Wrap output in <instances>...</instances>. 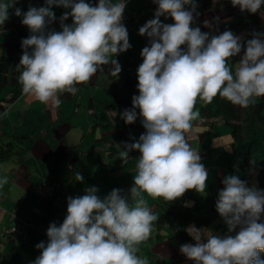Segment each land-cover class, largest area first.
Instances as JSON below:
<instances>
[{
    "label": "clouds",
    "instance_id": "1",
    "mask_svg": "<svg viewBox=\"0 0 264 264\" xmlns=\"http://www.w3.org/2000/svg\"><path fill=\"white\" fill-rule=\"evenodd\" d=\"M19 0H0V27L14 15L31 35L21 42L18 82L25 94L41 103L59 105L62 93L75 95L77 85L88 83L102 66L111 65L112 75L121 66L115 58L131 48L122 23L126 0H45L42 7H16ZM158 5L154 18L139 28L148 46L141 50L137 69L139 95L132 108L120 115L125 124L137 119L146 130L133 143H125L120 159L138 151L133 184L124 192L113 189L101 198L95 186L82 196L67 198V215L47 229L48 242L35 247L40 255L32 264H149L137 255L141 242L153 230L157 215L144 198L174 202L186 191L202 193L208 172L200 154L186 140L197 99L211 103L217 96L248 108L264 97V33L253 32L245 40L231 31L218 35L193 28L194 0H152ZM241 12L256 14L264 0H231ZM53 6L70 9L59 18L60 31L49 30L56 20ZM189 6V7H186ZM71 17L72 23L66 24ZM170 17L174 23H163ZM205 26L209 27L205 21ZM184 46V47H182ZM233 66L229 61L241 53ZM77 182L84 177L74 173ZM8 182L0 178V186ZM218 192L216 211L227 226L223 235L209 228L189 225L185 231L194 243L180 246V253L193 264H264V190L249 186L238 175H227Z\"/></svg>",
    "mask_w": 264,
    "mask_h": 264
},
{
    "label": "crops",
    "instance_id": "2",
    "mask_svg": "<svg viewBox=\"0 0 264 264\" xmlns=\"http://www.w3.org/2000/svg\"><path fill=\"white\" fill-rule=\"evenodd\" d=\"M209 1L214 6L194 16V25L201 24L206 27V21L209 25L206 28L211 29L213 34H221L233 21L235 15L241 12L240 8L238 6L233 7L231 0H228V3L222 6H215L220 0ZM95 2H98V0H95ZM112 2L115 3L117 0H112ZM157 7L158 5L154 4L152 0H129L127 8L130 14L128 34L131 48L115 57L121 66V72L119 75H115V78L108 76L113 80V83L107 84L106 90L111 91L117 87L119 85L117 81L122 82L124 85L125 78L137 75V69L143 62V58L140 55L141 50L149 44L146 35H139V28L143 26L144 22L154 18V12ZM257 13L264 16L263 10H259ZM59 18L55 20L58 22L57 26L51 27L50 30L57 31L60 28ZM71 21L72 19L69 18L65 23ZM161 21L171 24L169 17L167 19L161 17ZM235 35L241 36L245 40L250 39L245 29L238 30ZM102 74L107 73L98 71L97 75L95 74L86 86L78 88L79 90L75 95L71 94L68 98L59 96L60 100L65 99L69 102H74L75 109L73 115L75 117L82 110L83 112H87L89 120L94 119L96 121L95 124L90 125V131L84 134L80 142H76L69 137L71 128L74 126L72 124L74 120L69 121L67 120L69 118H64V114L59 112L56 109V105L51 101L41 103V105H31V103L37 102L40 104V102L33 96L25 93L15 101L20 102L21 100H25L24 110L19 109L17 111L18 115L23 116L24 125L27 123L30 129L31 126L38 129V131L35 130L33 132H24L20 129L21 127L14 129L18 134L29 135L23 143L25 147H29L24 156L41 161L44 171H41L35 165H27L18 156L0 163V178L6 176L8 180L6 184L0 186V257L3 254L2 252L7 250L6 254L9 257L8 264H32L40 255V250L35 246L40 242H44L45 244L48 242L46 233L49 225L53 222L57 226L63 223L67 215V198L69 196H82L85 194V188L95 186L98 189L97 194L103 198L113 189H121L127 192L133 184L131 182L136 172L127 174L120 168L115 170L110 169V166L120 159L118 155L123 149L120 144L117 145V148H112L111 153L101 152L98 154L100 168L97 169L94 163L93 169L95 173L93 175H90L88 172L83 173L77 162V159L83 155L89 157L96 153V151L86 152L81 150L79 145L85 137L93 140H102L105 144L114 139L125 142V137L124 140L120 139V135L123 132L122 128L115 124L119 122L124 123L120 115L125 110L120 105L121 100L124 98L97 99L95 94V91H97L96 85L100 81ZM84 87H88V91L91 93L86 104V93H80ZM124 90L126 92V89ZM258 99L264 101V97H259ZM15 102L5 109V118L7 110ZM28 113H32L34 116L26 119V114ZM138 116L139 122L142 120V117L139 114ZM34 119L39 122H35ZM70 122L73 125L72 127L69 125ZM138 122L129 130L132 134L131 136H133V140H135L136 136L133 134L132 129L138 127ZM113 123L115 125L111 126ZM5 130L7 133H10L6 128ZM98 131L100 132L99 136ZM91 132L94 138L90 136ZM107 132H113V134H107ZM193 134H198L199 139L188 143L193 150H197L205 155L202 163L208 172L207 182L210 181L218 187H222L223 178L227 175H232L230 166H234L233 160H228V165L225 162L226 155L232 153V139L227 125L220 119H214L211 123H206L205 120L198 117L192 121V127L185 135L187 137ZM127 136L130 138L129 134ZM128 138H126V142ZM75 172L83 175V182H77L74 179ZM44 175L48 181L57 182V189L52 196L39 198L35 194L34 187ZM162 199V197L153 199V202L148 206L152 212L155 211L158 201ZM191 203V200H188L185 206ZM15 215H23L32 225L29 230V236L21 244L16 237L9 234V229L15 223ZM206 228L214 230L212 227ZM164 230L166 229H163L162 232ZM156 237L157 230L153 227L150 237L139 245L140 256L148 257L149 264H189L191 262L180 253V247L173 246L167 240H160Z\"/></svg>",
    "mask_w": 264,
    "mask_h": 264
},
{
    "label": "trees",
    "instance_id": "3",
    "mask_svg": "<svg viewBox=\"0 0 264 264\" xmlns=\"http://www.w3.org/2000/svg\"><path fill=\"white\" fill-rule=\"evenodd\" d=\"M94 1L86 0L89 3ZM194 2L197 5L196 12L198 14L214 6L209 0H194ZM227 3L228 0H220L215 6H222ZM16 7L23 8L24 6L16 5ZM260 10L264 11V5L261 6ZM11 12H14V9H11ZM169 20L171 23H174L170 17ZM57 23V21H54L49 26V29L56 27ZM12 24L8 25V21H6L3 27H0V33L4 29H7L4 32V39L0 34V163L14 156H18L27 165H35L41 171H44V166L41 161L24 156L29 147H25L23 143L29 135L18 134L15 130L7 133L5 130L7 125V120L4 117L5 109L24 94L22 85L18 82L20 72L23 69L18 70L17 65L22 55L21 42L24 38L31 35L27 27L19 23ZM191 26L193 28L199 27L202 32L218 35L213 34L211 29L201 24H192ZM240 29H245L250 38L253 32L264 33V16L258 13L250 14L249 12H240L235 15L233 21L225 28V31H231L235 34ZM242 55L243 49L240 54L229 61L230 66L234 68ZM111 67V65H104L103 72L107 73L109 77L115 78V75H112L110 71ZM86 84H79L77 87L86 86ZM137 84V75L125 78L124 86L126 89V97L120 102L122 108H132V97L139 95ZM6 87L10 89L8 97L3 95ZM69 95L71 94L62 93L60 96L68 98ZM194 110H198L199 117L205 120L206 123H211L214 119H220L227 125L232 139V153L226 155V159L229 161L237 160L236 169L232 165L230 166L232 175H238L241 180H246L249 186L264 190V101L255 98L254 103L248 108H242L219 96L215 97L211 103H206L198 98ZM136 112V121L132 124H125L124 122L122 126L123 132L120 135V139L124 140L125 137L126 142V138H128L127 134H129L130 138L127 139L128 144L133 143V136H131L132 134L129 130L139 120V109H136ZM141 127L144 128L143 125ZM90 136L93 137L92 132ZM139 156L140 153L138 151H131L129 152V159L126 162L118 159V161L110 166V169L115 170L120 168L127 174L136 172V163ZM45 177L44 175V177L40 178V182L46 179ZM222 188L223 186L218 187L215 183L208 181L207 187L202 193L189 190L174 202L170 203L164 199L159 200L153 212L158 217L153 225L157 230L156 238L167 240L171 245L176 247H180L185 243H192V238L185 231L189 225H195L197 228L212 227L219 234H225L227 232V226L222 221L215 206L217 194ZM187 200H191L192 203L185 206ZM163 229L166 230L162 232ZM139 253L140 249L137 253L140 256ZM261 259H264V253L261 254ZM189 264H193V262L191 261Z\"/></svg>",
    "mask_w": 264,
    "mask_h": 264
},
{
    "label": "rangeland",
    "instance_id": "4",
    "mask_svg": "<svg viewBox=\"0 0 264 264\" xmlns=\"http://www.w3.org/2000/svg\"><path fill=\"white\" fill-rule=\"evenodd\" d=\"M16 5H22L24 6L23 8H20L22 10V12H26L29 8V6H33V7H42L45 5V0H19V2L16 4ZM52 11L55 13V16L56 18H59L61 17V15L65 12V11H70V9H65V8H62V7H56V6H53L52 8ZM14 12H11L10 13V18L7 20L8 21V25H13L12 23H17L19 22L20 25L24 26L22 24V17H17L13 14ZM194 16H197L196 14H194ZM71 19V17H69ZM71 24V22H68L66 24ZM195 24V22H193V25ZM26 27V26H24ZM9 28H12V27H9ZM51 29V28H50ZM49 29V30H50ZM7 29H4L3 32H1V36L2 38L4 39V32L6 31ZM61 28H59L57 31H60ZM97 75V73H96ZM102 77L100 78V81L98 82V84L96 85L97 87V91H95V94H96V97L98 100H101V99H123L125 98L126 96V92H125V87L124 85L122 84V82H118L119 85L115 88H113L111 91L109 90H106V86L107 84H109L110 82L113 83V80H111L107 74H102L101 75ZM95 80V78H94ZM89 88L88 87H84L81 89V92L80 93H86L85 95V104L86 102L88 101L89 97L91 96V93L88 91ZM10 91H9V87H6L3 91V95L5 97H8ZM81 98V97H80ZM24 103H25V100H21L20 102H15V104L11 107H9V109L7 110V113H6V118L8 120V123L6 125V129L7 131L11 132L12 130H14L16 127H21L20 129H22V131L26 132H33L35 130L38 131V129L36 127H33L31 126V129L29 127V125L26 123V125H24V119H23V116H19L18 115V110L19 109H23L24 108ZM32 104H38V105H41V102L40 104L37 103V102H34V103H31ZM56 109L59 110V112H61L62 114H64V118H69L67 120H74L72 121L73 125L71 124V122L69 123L70 127L73 126V128H71V131L69 133V137L72 138V140L76 141V142H80L81 138L84 136V134L88 133L90 131V125L91 124H95L96 121L94 119H88V116H87V112H83L82 110L77 114V116L75 117L73 114H74V109H75V105H74V102H69L65 99L63 100H60V103L59 105L57 106L56 105ZM24 110V109H23ZM198 112V110H195ZM34 115L32 113H28L26 114V119L28 118H32ZM35 122H37L38 120L34 119ZM64 121V120H63ZM39 122V121H38ZM41 122V121H40ZM90 122V123H89ZM117 126H120L121 128H123L122 126L124 125V123H115ZM113 123V125L111 126H114L115 125ZM138 127H135V129H132L133 131V134H135V140H132L133 142H135L136 140L139 139V136L143 133H145V129L141 127L142 123H141V120L138 122ZM106 129H108V127H106ZM100 131V130H99ZM98 131V136H99V132ZM137 131V132H135ZM110 133V132H107V134ZM110 134H113V132H111ZM78 140V141H77ZM127 143V142H124V141H120L118 139H114V140H111L109 143H104L102 140H93V139H90V138H84V140L82 139L81 143H80V148L81 150H84L86 152L88 151H96L95 154L87 157V156H82V157H79L77 160V162L79 163L80 165V168H81V171L84 173V172H88L90 173V175H93L95 173L94 169H93V164L95 163L96 164V168L99 169L100 168V162H98V159H99V153L101 152H108V153H111L112 151V148H117V145H121L122 148L124 146V144ZM106 145V146H104ZM87 155V154H86ZM119 156V155H118ZM225 162L226 164L228 165L229 161L228 159L226 160L225 159ZM234 166L233 168H237V160H233L232 161ZM232 174V173H231ZM133 183V180L132 182ZM144 198L147 200V206H149L152 202H153V198L148 196L146 193L144 194ZM188 201V200H187ZM213 231H215V233H218L219 232H216V230L214 229ZM7 250L4 252H2V256L0 257V264H8L9 262V257L8 255L6 254ZM24 264V263H22Z\"/></svg>",
    "mask_w": 264,
    "mask_h": 264
},
{
    "label": "built area",
    "instance_id": "5",
    "mask_svg": "<svg viewBox=\"0 0 264 264\" xmlns=\"http://www.w3.org/2000/svg\"><path fill=\"white\" fill-rule=\"evenodd\" d=\"M98 2H92L91 4L95 5ZM128 3L129 0H126V8L123 14V21L122 23L126 26L127 30L129 29V21H130V14L128 11ZM147 22V21H146ZM144 22L143 25L146 23ZM198 140L199 136L198 134H193L190 136L186 137L187 142H190L192 140ZM197 151V150H195ZM200 156H201V163L203 162V160L205 159V155L199 151H197ZM57 188L56 182H48L46 179H43L35 188V194L37 195V197L39 198H43V197H47V196H51L53 195V193H55ZM31 224V223H30ZM28 223V221H26L23 216L21 215H16L15 216V223L12 226V228L9 230V232L16 237V239L19 241V243L21 244L23 241H25L27 239V237L29 236V230L32 227V225H30Z\"/></svg>",
    "mask_w": 264,
    "mask_h": 264
},
{
    "label": "bare ground",
    "instance_id": "6",
    "mask_svg": "<svg viewBox=\"0 0 264 264\" xmlns=\"http://www.w3.org/2000/svg\"><path fill=\"white\" fill-rule=\"evenodd\" d=\"M15 216H16V215H15ZM23 218H24L26 221H28V223L30 224V222H29L28 219H26L25 217H23ZM30 225H31V224H30ZM11 228H12V227H11ZM11 228H10V229H11ZM10 229H9V230H10ZM9 234H11V233L9 232ZM11 235H12V234H11Z\"/></svg>",
    "mask_w": 264,
    "mask_h": 264
}]
</instances>
